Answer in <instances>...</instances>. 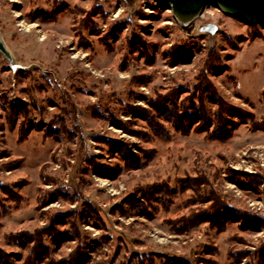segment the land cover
<instances>
[{
    "label": "rangeland",
    "instance_id": "rangeland-1",
    "mask_svg": "<svg viewBox=\"0 0 264 264\" xmlns=\"http://www.w3.org/2000/svg\"><path fill=\"white\" fill-rule=\"evenodd\" d=\"M200 21L221 27L213 46L208 35L184 34L171 8L152 0H139L132 13L125 0H0V26L7 44L20 61L45 69L20 71L13 82L0 57V249L20 253L16 264H22L26 252L10 244L7 234L46 227L51 217L65 216L86 202L97 206L107 219L102 229L85 221L79 224L86 238V264H121L134 255H156L155 264H162L158 257L164 256L190 264H229L227 253L232 247L248 252L240 263L247 264L264 246V227L259 231L241 228V214L264 220L263 131L249 122H237L224 142L208 141L205 133L183 136L163 121L171 138L161 140L126 111L129 105L150 109L149 101L174 90L181 91L179 103L189 96L197 100V78L214 52L221 59L219 72L208 76L218 94L256 120L264 117V26L230 18L215 6H208ZM111 28L115 31L108 51L102 39ZM133 36L141 45L129 50L128 40ZM174 53L178 58L173 63ZM18 102L31 109L26 122L29 134L23 143L19 142L24 119L20 111L13 129L7 121L8 107ZM206 104L211 112L215 110L208 100ZM56 117L74 131L75 141L64 134L45 138L44 130ZM111 117L144 135L137 137L117 128ZM59 124L53 126L54 131ZM95 137L122 141L132 152L146 151L152 158L141 168L122 169L112 179L102 177L86 166L87 158L121 168L123 163ZM15 161L16 167H4ZM41 173L58 184L54 180L43 183ZM199 174L210 180L201 193L214 190L230 210L228 215L234 213L222 231L205 222L179 233L166 223L211 205V201L189 202L192 190L174 197L167 210L153 202L157 210L152 219L136 214L125 202L132 195L142 200L137 187L162 181L173 184L177 177ZM231 174H240V181L230 180ZM255 178L253 186L244 187ZM57 187L78 201L56 197L39 209L38 197ZM5 189L21 196L22 203L11 199ZM2 205L9 214H3ZM103 236H109L108 245H101ZM76 245V239L64 242L53 256L64 258Z\"/></svg>",
    "mask_w": 264,
    "mask_h": 264
},
{
    "label": "trees",
    "instance_id": "trees-1",
    "mask_svg": "<svg viewBox=\"0 0 264 264\" xmlns=\"http://www.w3.org/2000/svg\"><path fill=\"white\" fill-rule=\"evenodd\" d=\"M97 9L98 5L94 6L92 13L96 12ZM85 22H83V26L87 24L86 20ZM113 31L115 30L111 28L102 39L107 46L106 48L108 51L112 50L108 41L114 34ZM132 40H128L129 50L137 45H141L138 37L133 36ZM185 55L188 57L187 53H185ZM177 58L178 55H175L173 63ZM220 63V57L216 53L211 52L203 70L201 71L200 77L197 78L199 81V84L196 87L197 92L199 93L197 100H194L192 96H189L179 103L178 94L181 93V91L174 90L167 95H158L156 98L149 101L150 109L129 105L126 107V111L132 114L134 118L142 120L149 129L150 134L161 140H170L171 138V134L163 121L169 123L174 131L183 136L188 135L189 133H205V138L208 141L224 142L231 137V129L237 124V122H249L255 130H261L264 132V117L260 120H256L252 113L227 103L218 94L217 89L210 81L208 75L209 73H218L219 69L217 66ZM124 66H126V58L123 60V67ZM136 80L141 82L146 81L144 78H137ZM204 95H206V97H204ZM262 95L264 96V90ZM206 100L215 105L214 111L211 112L209 110ZM8 110L7 121L12 126V129L17 111H20V114L24 118L19 128V142L23 143L29 134V131L26 128V122L31 113V109L24 103L18 102L16 105H13V103L10 104ZM111 119L114 126L120 129H125L129 134L137 137H142L144 135L140 131L128 129L125 125L116 121L114 117H111ZM60 120L58 117H56L55 120H52L50 127L44 130L45 138L64 134L68 140L75 141L74 131L70 132L68 126L62 124L64 122ZM56 124H59L61 127H59L57 131H54L53 126ZM95 140L110 147L123 163L121 168L120 166L101 163L96 157L87 158L86 166L91 170H95L97 174L102 177L112 179L122 169L141 168L152 158V154L146 151H140V154L132 152L129 146L122 141L98 137H95ZM17 165L18 161H15L5 164L4 167L11 169ZM240 177V174H231L229 178L232 181L239 182ZM40 178L43 183L54 180L49 176L44 177L42 173L40 174ZM54 181L58 184L57 180ZM256 182V178L253 180L250 179L244 187L250 188ZM207 186H210V180L206 175L199 174L195 177L186 175L185 177L175 178L173 184H170L168 181H162L151 185L137 187L135 191L141 194L142 200L136 198L135 195H132L125 202L136 214L152 219L154 217V212L157 210V205L153 202H156L161 205L164 210H167L174 197H177L180 193L187 190H192L194 196L189 202L198 201L199 203H206L211 201V205L207 208L199 207L198 209L192 210L191 213L179 216L175 219H168L166 223L169 224L172 230L179 233L190 231L194 227L205 222H208L212 229L222 231L228 223L232 222V215H234V213L228 215L230 210L225 206L214 190L210 189L208 190V193H201V189ZM5 191L11 199L18 204L22 203L23 198L16 192L11 189H5ZM56 197H60L70 203L78 201L77 197H71L69 194L63 192L61 187H57L54 191L43 192V194L38 197V208H43L48 201H53ZM2 207L5 208L3 214L7 215L10 213L8 208L4 205H2ZM120 209L123 214L127 213L122 207H120ZM241 216L243 220L241 228L243 230L252 229L254 231H259L264 227V220L255 215L241 214ZM83 221L92 224L98 229L107 226L105 214H103V212L94 204L86 202L83 204L82 208L77 207L76 209L69 211L65 216L51 217V220L46 227L36 229L33 232L21 231L10 233L7 234L5 238L10 244L25 250L26 253L22 259V264H86L88 260L86 255V238L84 233L79 230V224ZM62 226L64 227L63 230L61 229ZM73 239L77 240V245L68 256L61 259L53 256L55 248L61 246L62 243ZM108 244L109 236H103L101 245ZM209 253H213V250H209ZM19 256L20 253L18 252L6 253L0 249V264H16L15 261ZM246 256H248L246 250H236L233 247L230 248L227 253L229 264H240ZM156 258V255H134L133 258L125 260L121 264H134L135 262V264H155ZM158 258L162 260V264H190L189 261L179 260L169 256ZM109 264H114V261H110ZM247 264H264V246L255 252L252 261Z\"/></svg>",
    "mask_w": 264,
    "mask_h": 264
},
{
    "label": "water",
    "instance_id": "water-1",
    "mask_svg": "<svg viewBox=\"0 0 264 264\" xmlns=\"http://www.w3.org/2000/svg\"><path fill=\"white\" fill-rule=\"evenodd\" d=\"M139 0H125L131 13ZM171 8L177 26L188 36L208 35L211 46L221 27L213 22H201L200 17L208 6H215L224 15L248 25L264 26V0H152ZM0 57L7 63L13 82L20 71L45 69L38 63L20 61L7 44L0 26Z\"/></svg>",
    "mask_w": 264,
    "mask_h": 264
}]
</instances>
